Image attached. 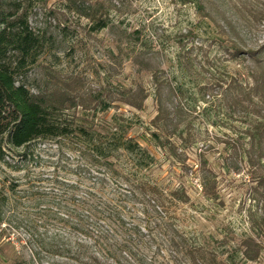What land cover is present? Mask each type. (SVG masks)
Segmentation results:
<instances>
[{"label": "rangeland", "instance_id": "1", "mask_svg": "<svg viewBox=\"0 0 264 264\" xmlns=\"http://www.w3.org/2000/svg\"><path fill=\"white\" fill-rule=\"evenodd\" d=\"M91 1L100 4L98 13L109 21L97 32L90 31L87 18L63 11L66 0L35 3L29 23L49 41L29 68L27 87L51 88L58 77L77 78L82 103L65 111L67 119L101 131L114 122L126 125L155 157L151 169L139 175L171 180L189 194L175 212L182 229L227 264H264V223L257 227L254 222L264 213L254 190L264 169L246 156L249 127L264 117V104L252 113L245 98L252 60L246 52H234L264 43V0ZM49 10H56L58 19ZM258 55L264 66V49ZM141 90L146 97L138 109L127 101ZM100 101L108 105L105 111ZM160 101L166 113L156 126ZM152 131L168 139L179 157L169 154L166 142L164 148L157 145ZM75 141L74 136L37 139L27 146L24 164L22 148L2 145L11 166L0 162V264H81L76 257L99 251L84 233L106 231L105 200L119 205L116 212L125 227L157 222L152 202L136 203L123 195L130 183L105 178L104 189L99 188L104 172L89 166ZM203 162L215 179V196L204 194L200 185ZM90 191L102 199L94 201ZM113 232L116 239L122 235ZM250 235L262 245L254 262L244 261L240 251L241 240ZM123 255V264H139Z\"/></svg>", "mask_w": 264, "mask_h": 264}, {"label": "trees", "instance_id": "2", "mask_svg": "<svg viewBox=\"0 0 264 264\" xmlns=\"http://www.w3.org/2000/svg\"><path fill=\"white\" fill-rule=\"evenodd\" d=\"M39 1L0 0V162L11 166L6 159L3 144L15 149L22 148L20 157L24 164L27 158L26 148L33 141L61 140L74 136L75 143L82 148V154H85L89 166L93 165L104 172L103 178L100 179L102 182L97 184L99 188L104 189L101 184L106 183V179L111 178L116 182L117 178H120L131 185L130 189L123 190L126 198L130 197L129 200L136 203L152 202L153 210L158 215L157 222L152 227L135 225L129 228L125 227L124 218L116 212L119 205L114 204L113 207L110 200L103 201V211L107 213L104 220L113 228L107 224L105 232L96 235L84 233L85 236H91L99 251H94L83 259L76 257V262L123 264L122 260L127 261L123 255L126 254L139 264H227L216 252L196 243L178 223L179 219L175 215L177 206L188 202L190 198L184 187L181 185L173 187L171 180L163 182L160 179H150L146 174L139 175L140 171L146 172L151 169L155 164V157L128 134L126 125L114 122L112 126L101 131L102 127L93 129L64 116L66 110L79 105V102L82 103V97L76 94L78 88L74 86L77 78L58 77L56 86L51 88L32 90L27 87L29 68L35 64L49 41V36L45 32L35 31L29 23L30 12ZM91 2L66 0L63 11L87 18L90 21V31L97 32L105 28L109 21L107 16L98 13L101 9L100 4ZM49 14L58 19L59 13L56 10H49ZM57 26L61 25L57 23ZM61 30L63 28L58 27L57 32L61 33ZM262 49L264 43L257 49L249 48L246 51L239 47L234 48L235 54L246 52L247 57L252 60L253 66H249L248 72L252 82L248 84L247 93L245 92L252 113H256L257 107L264 104V66L258 55ZM54 75V71H50V76ZM160 86L158 83L156 90L158 95L161 94ZM145 97L146 94L141 90L137 99H128L127 102L140 109ZM100 103H102L100 110L105 111L108 105L102 101ZM165 113L166 107L161 101L158 102V113L153 119L156 126H159L157 123ZM176 128L173 132L177 131ZM248 134L249 143L246 150L248 162L264 169V117L249 127ZM150 137L162 148L167 144L169 154L179 157L178 150L168 139L162 138L159 131L150 132ZM180 162L184 166V160ZM200 165L199 179L202 190L210 197L215 196V179L205 168L204 162ZM257 180V186L254 188L259 195L257 201L264 203V172L260 173ZM116 188L119 187L116 185ZM90 197H94V201L102 199L101 195L91 191ZM1 206L0 204V208ZM93 212L96 213L95 210ZM254 222L257 227L264 223V213L259 221ZM113 231H120L122 235L116 239L110 235L115 234ZM127 235L131 237L135 235V240L138 241L133 242ZM133 243L137 244L135 249ZM145 250L149 253L147 254ZM240 251L244 261H257L262 251L261 242L256 236H247L240 242ZM117 253L121 255L120 258L115 255ZM15 264H20V261Z\"/></svg>", "mask_w": 264, "mask_h": 264}]
</instances>
